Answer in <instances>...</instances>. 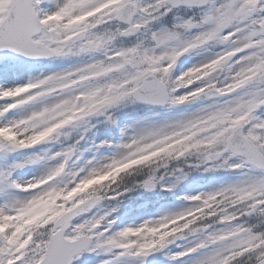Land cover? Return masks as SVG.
Returning a JSON list of instances; mask_svg holds the SVG:
<instances>
[{
  "label": "snow or ice",
  "instance_id": "6c2138e0",
  "mask_svg": "<svg viewBox=\"0 0 264 264\" xmlns=\"http://www.w3.org/2000/svg\"><path fill=\"white\" fill-rule=\"evenodd\" d=\"M43 2L44 0H0V51L9 50L24 57L41 58L104 50V59L23 85L0 87V100L13 101L0 106V117L12 109L45 97L60 98L51 107L45 105L40 110L32 111L24 119L0 125V131L4 133L0 135V150L8 146L12 149L30 148L37 141L48 137L49 133L57 134L53 132V127L60 128L61 125L55 120H50L45 130L37 128L34 122L52 112H63L66 109L75 111L98 92L104 96V103L100 108L85 110L76 117L69 115V119L62 121L63 126L101 113L128 99L177 105L196 98V95H230L249 85L264 83V72L260 71L264 67V17L250 19L262 0H220L219 3L211 0L214 6L205 11L198 22L199 25L209 27L192 38L181 40L180 33L176 30L151 34L156 47L162 48L159 54L142 49L140 44L123 49H113L110 45L117 36H127L146 29L152 20L171 10L168 5L176 6L181 2L206 3L207 0H153V3L143 7H139L136 0H57L55 10L52 11L42 10L40 5ZM134 10L141 14V19L136 22L132 20ZM112 21H125L129 27L124 30L117 28L115 31H95L99 26ZM194 26L196 24L193 20L188 19L175 28L190 30ZM226 29L231 30L225 31ZM213 39L230 41V47L216 58L194 66L173 79L171 73L177 59ZM173 41L175 45L169 47V42ZM134 58L138 59L134 62ZM229 61V67L234 71L226 78L227 83L223 86L217 87L213 80H208L190 92L193 93L191 96L189 93L173 95L177 89L185 87V83L192 85V78H196L195 82L204 81L205 79H199L201 74L209 76ZM117 73L124 75L121 79H115L114 75ZM92 82L96 84L90 87ZM261 106H264V88L246 96H237L230 102L216 106L207 114L209 119L219 118L223 127L213 126L208 129L206 138L218 140L219 143L205 162L214 161L223 153H229L230 156L240 157L238 163L229 165L230 168H248L260 175L253 176L250 183L241 187L230 186L213 193L186 197L185 199L194 202L192 207L161 217L155 222H178L172 232L166 233L168 239L161 237L155 242V246L142 244L138 251H129L124 248L120 238L126 236L132 226L111 233L106 215H94L80 223H72L74 217L87 213L98 201L85 202L82 197H77L81 201L79 204L73 201L66 205L63 214L57 213L54 219L44 220L38 228L27 230L22 237L17 235L18 228L13 230L14 223L6 225L0 231V264H72L82 253L100 247H106L109 251L119 249L120 256L147 257L180 237L172 234L178 232L180 225L188 229L197 223L198 217L211 221L203 230L216 224L225 227L207 233L192 246L173 254L171 259L187 256L201 249L215 248L194 264H238L242 257H248L253 264H264V232H253L252 227L237 223L240 217L257 211L264 214V120L253 115ZM204 119L205 117L200 118L201 121ZM183 127L187 130L189 126ZM21 129L24 134L31 133L27 135V139L23 138ZM135 143L133 137L131 143L119 147L130 149ZM74 151V147H69L65 152L57 153V157H62L61 162L46 175L26 184L12 180L10 172L0 171V183L3 184L0 195L7 201L0 207V220L14 222L31 202L53 188L65 173ZM224 164H227V158ZM78 176V172L70 174V188H75L85 179H78ZM141 186L151 189L156 186V182L149 176ZM12 190L31 191L33 195L20 200ZM241 193L244 195H240ZM121 195L122 192L111 188L103 193V199H116ZM201 202L205 206L210 203L213 206L201 211ZM220 207L224 210L216 213V209ZM191 230L195 233L199 229Z\"/></svg>",
  "mask_w": 264,
  "mask_h": 264
},
{
  "label": "rangeland",
  "instance_id": "374dc122",
  "mask_svg": "<svg viewBox=\"0 0 264 264\" xmlns=\"http://www.w3.org/2000/svg\"><path fill=\"white\" fill-rule=\"evenodd\" d=\"M140 7L146 6L144 1H140ZM220 1H216L219 3ZM57 0H44L41 4V9L44 11L55 10V4ZM214 5L212 4L211 7ZM210 7V8H211ZM169 13V11L167 12ZM197 16L202 18V14ZM264 17V5L259 6L256 12L253 13L250 19H259ZM194 16H178L174 17L175 25L182 23L185 20H193ZM141 19V14L138 13L135 22ZM196 26L190 30H185V34L180 36L181 40H187L193 36L199 34L201 31L205 30L208 25H199L198 22L193 21ZM128 28V27H126ZM124 28V29H126ZM123 29V30H124ZM164 30L171 31L172 29L167 26H162L159 29L153 31L162 32ZM231 29H226L225 31H230ZM255 39V38H254ZM175 42H169V47L174 46ZM111 47V46H110ZM142 49L148 51H154L159 54L162 48L150 45L141 46ZM230 47V41L220 42L219 40L213 39L208 41L202 46L196 47L189 52L183 54L177 59L172 71H177L175 74H171L173 79L180 76L184 72L188 71L194 66L206 63L219 54L223 53L226 49ZM116 49L117 47H111ZM123 49V48H119ZM89 58L81 61L77 64L65 65V66H55V67H39L29 63H13L12 65H7L0 71V87L8 88L15 87L17 85H23L29 81H35L38 79H44L45 77L52 74H59L63 72L70 71L82 64L91 63L96 60L104 59V50H98L90 52ZM138 58H134V62ZM231 61L225 64L227 72L223 78L221 86L227 83V77L231 75L234 71L229 65ZM14 66V67H13ZM13 67V68H12ZM124 74L117 73L114 75L115 79L122 78ZM103 83V82H101ZM199 85H203L205 81H198ZM96 82H92L91 86H95ZM186 85H188L186 83ZM185 85V86H186ZM188 87H182L174 92V95H184L190 93L186 90ZM264 88V83L249 85L236 93L230 94L224 99H213V100H198L192 99L187 102L177 104L173 106L172 110L169 111H158V113L153 114L154 108L145 110L141 118L138 116H132L125 114L123 111H113L109 112V108L100 113L101 117L104 118L107 123L106 130H97L94 134L88 135L84 139L83 127L86 124V119H81L74 122L66 128H58L53 132L59 135L58 139H54L53 133H49L48 137L42 138L43 142L47 144V149L41 150V155L32 152L31 148L26 149H12L11 146L5 147L0 150V171H8L11 173V179L20 184H26L34 179H39L40 177L46 175L48 171L61 162L62 157H57V153L65 152L69 147H74L76 149V154L73 159L68 161L65 173L59 178L57 184L48 190L47 193L41 194L37 199L31 202L29 205L42 200L48 195L52 194L56 190L67 186L69 187L70 174L73 172H78L79 178L85 177V179L92 178L96 175L108 172L114 163L117 161H124L133 155L142 154L148 150L156 148L164 143L172 134L179 133L185 130L184 125H188V129L193 128L197 123L192 124L190 122L198 121L200 122L201 117H207V114L212 112L216 106L224 104L226 102L232 101L237 96H246L253 92L259 91ZM99 93V92H98ZM92 97L88 98L90 101ZM60 99L59 97L49 96L42 98L38 101L24 105L23 107L12 109L7 112L4 116L0 117V125L5 123H11L19 121L26 118L32 111L40 110L45 105L53 106L56 101ZM13 102L11 99L0 100V106ZM83 104H81L82 106ZM98 106L96 109L100 108ZM264 107V106H262ZM111 111V112H112ZM69 110L63 112H52L46 114L44 118H40L34 122L37 128L44 129L47 127L50 120H55L57 124H62L61 115L68 113ZM253 115L261 120H264V109L256 110ZM72 117H75L72 115ZM110 117V119H109ZM214 120H220L215 118ZM111 121H115L112 123ZM67 132L66 139L63 135ZM149 133H155L156 135H149ZM21 134L23 138L27 139L29 133L24 134V130L21 129ZM1 135V134H0ZM135 138L136 143L134 146L129 148L119 147L122 144L131 143L132 138ZM76 145V146H74ZM30 150V151H29ZM11 153L14 158L11 160L8 156ZM56 157V158H54ZM227 158V164H224V160ZM240 158L237 156H226L224 159L217 162H205V160L197 161L189 165V169L178 168V169H168L151 175L156 182V186L151 190L144 189V193L151 194L154 191H159V187L170 188L176 193V197L163 204L159 210L156 212H150L147 208L144 209L146 203H142L136 206V208H131L129 212H121L120 209L128 206L130 201L129 197H121L116 199H111V204H114L111 208H107L100 204L94 210L89 212L86 216L78 219L75 223L82 222L85 218H91L94 215H106V219L110 222V232L115 233L117 231L123 230V228L132 226V229L120 240L123 243L125 249L129 251L139 250L140 245L147 244L150 239V234L152 231H156L160 224L155 223L160 220L161 217L166 215H171L173 213L182 212L193 206V201L185 199L186 197H193L200 194L213 193L221 188H226L230 186L241 187L251 182L253 176L260 175L255 173L248 168L232 169L229 167L231 164L238 163ZM22 164L23 167H17V165ZM223 165V166H219ZM12 169V170H11ZM82 170V171H81ZM222 172V177L211 178L206 182H198L199 174H206L209 172ZM83 179L82 181H85ZM81 181V182H82ZM0 187L3 184L0 183ZM70 188V187H69ZM14 196L20 200L25 198H30L33 192H22L12 190ZM243 194V193H241ZM244 195V194H243ZM5 198L0 195V207L6 204ZM28 205V206H29ZM201 202V207L203 206ZM27 206V207H28ZM121 213L123 215H121ZM151 221L152 223H146ZM14 228H20L19 217L14 221H3L0 220V231L4 230L6 225H13ZM237 223L245 224V226H250L253 228V232H261L263 230L262 223H264V217L257 211L248 216L240 217ZM142 226V227H137ZM201 227V226H200ZM225 225L216 224L212 228H208L205 232H191L188 235H182L176 238L171 243H168V248L165 251L159 250V257H156V262L154 264H194L195 261L201 259L206 254L215 250V248L201 249L196 253L183 256L177 259H171L173 254L179 253L186 248L192 246L199 240L203 239L207 233L214 230L224 228ZM258 227L260 229H258ZM199 227H197L198 229ZM18 235V233H17ZM18 237H20L18 235ZM119 249H113L111 251L107 250L106 247L95 248L94 251H88L79 256L78 262L82 264H148V258L151 257H129L120 256Z\"/></svg>",
  "mask_w": 264,
  "mask_h": 264
},
{
  "label": "trees",
  "instance_id": "16d2710c",
  "mask_svg": "<svg viewBox=\"0 0 264 264\" xmlns=\"http://www.w3.org/2000/svg\"><path fill=\"white\" fill-rule=\"evenodd\" d=\"M170 153L175 154V151H171ZM119 182H120V180H119ZM115 185H116V183H115L114 179H111L108 177L104 180H99L96 183H91L90 185L87 186V188L85 190L80 191L79 194H80V197H86V196H88V194H102L103 195V193L109 191ZM73 201L74 200L72 197V200L67 201L68 202L67 204H72ZM221 204H223V203H221ZM221 209H222V207L217 208L216 212H219ZM31 211L33 213L41 215L40 221L32 224L33 227H36V226L41 225L43 223V221L46 219H49V220L54 219V217L57 215V213H59L61 211V207H59V205L57 203L52 204L49 200H47L44 203H42L41 205H39L38 207L31 209ZM205 222H209V220L204 218V217H198L196 224L191 225L188 229H184L183 226L180 225L178 228V232H174V233L179 234V233L184 232V231H189L190 229H192L196 225H198L200 223H205ZM177 223L178 222L176 221L174 226ZM238 264H253V261L248 260V257H242L238 261Z\"/></svg>",
  "mask_w": 264,
  "mask_h": 264
},
{
  "label": "water",
  "instance_id": "95a60500",
  "mask_svg": "<svg viewBox=\"0 0 264 264\" xmlns=\"http://www.w3.org/2000/svg\"><path fill=\"white\" fill-rule=\"evenodd\" d=\"M208 1V0H207ZM204 4H206V3H192V4H185V3H183V2H181V3H179V4H177V5H185V6H197V5H204ZM134 12H135V10H134ZM134 12H133V14H134ZM4 57V59L5 58H9V57H12V58H16V57H21V58H25V59H28V60H42V59H46V58H48V57H41V58H29V57H24V56H22V55H20V54H17V53H14V52H11V51H9V50H6V53L4 52V50L3 51H0V58H3ZM144 102V101H143ZM166 104V103H165ZM161 105H163V104H161ZM97 200H99V198H91V199H89V200H87V201H97ZM86 201V202H87ZM82 214V213H81ZM75 218V217H74Z\"/></svg>",
  "mask_w": 264,
  "mask_h": 264
},
{
  "label": "clouds",
  "instance_id": "9594fccd",
  "mask_svg": "<svg viewBox=\"0 0 264 264\" xmlns=\"http://www.w3.org/2000/svg\"><path fill=\"white\" fill-rule=\"evenodd\" d=\"M112 167H114L116 169V171H120L122 168H126L127 167V164L121 162V161H117L116 163H114L112 165ZM115 173L114 172H109L108 175H114ZM96 175V180H93L91 178H88V179H85L84 183L81 184V188H83L86 184H89V183H96L98 182L99 180H103L104 177L99 175V174H94Z\"/></svg>",
  "mask_w": 264,
  "mask_h": 264
}]
</instances>
